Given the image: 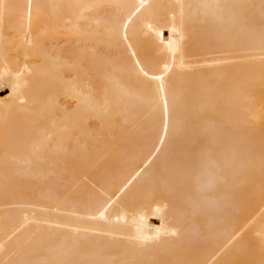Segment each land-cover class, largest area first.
<instances>
[{
    "label": "bare ground",
    "instance_id": "bare-ground-1",
    "mask_svg": "<svg viewBox=\"0 0 264 264\" xmlns=\"http://www.w3.org/2000/svg\"><path fill=\"white\" fill-rule=\"evenodd\" d=\"M0 264H264V0H0Z\"/></svg>",
    "mask_w": 264,
    "mask_h": 264
},
{
    "label": "rangeland",
    "instance_id": "rangeland-1",
    "mask_svg": "<svg viewBox=\"0 0 264 264\" xmlns=\"http://www.w3.org/2000/svg\"><path fill=\"white\" fill-rule=\"evenodd\" d=\"M5 92V93H4ZM4 92H2L3 94H7L9 91L8 90H6V91H4Z\"/></svg>",
    "mask_w": 264,
    "mask_h": 264
}]
</instances>
